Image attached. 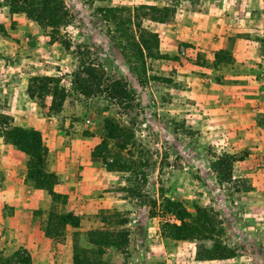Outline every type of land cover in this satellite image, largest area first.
<instances>
[{
  "label": "rangeland",
  "instance_id": "1",
  "mask_svg": "<svg viewBox=\"0 0 264 264\" xmlns=\"http://www.w3.org/2000/svg\"><path fill=\"white\" fill-rule=\"evenodd\" d=\"M64 2L69 24L51 42L49 29L23 13H10L9 0H0V113L27 108V120L41 126L45 140L52 138L63 156L68 148L71 162L92 161L94 176L103 183L88 187L91 192H74L73 204L67 198L58 200L47 212L46 224L71 209L80 229L66 226L57 237L63 240L65 234L78 231V243L84 248L91 247L85 236L90 229H128L125 251L106 248L99 264H264V128L259 125L264 112L245 118L244 123L253 119L256 125L231 128L227 118L220 123L204 116L202 102L210 79L264 75V67L257 66L263 58L255 49L264 46V0ZM141 5L167 7L169 15L163 23L152 20L147 10L138 17L134 9ZM110 7H123L125 12L109 20ZM138 22L158 33L160 58H143L128 45L130 36L139 34ZM67 40L69 50L64 47ZM216 45L222 47L215 49ZM84 47L89 58L78 52ZM219 50L228 53L215 65ZM80 59L103 67L107 76L123 79L127 99L119 102L106 93L86 97L77 91L72 81ZM43 75L60 77L67 90L60 110H49L50 96L41 104L27 94L29 78ZM233 92L229 89L230 95ZM23 93L30 99L24 105ZM107 119L121 128L116 140L105 134ZM229 124L236 123L229 118ZM103 139L106 148L95 151ZM120 140L126 142L124 149L116 144ZM82 147L86 150L80 152ZM93 150L100 156H93ZM224 152L237 158L229 181L218 178L210 167ZM116 158L127 169H112L106 178L103 170ZM165 197L180 200L192 214L195 205L217 211L224 227L222 240L235 249V256L198 260L197 246L209 242L163 238L161 223L173 220L162 212ZM153 210L157 216L150 218ZM21 247L1 250L0 258L13 259ZM48 248L40 264H73L72 250L69 256L65 246L51 243ZM87 254L92 260L98 257L92 250Z\"/></svg>",
  "mask_w": 264,
  "mask_h": 264
},
{
  "label": "trees",
  "instance_id": "2",
  "mask_svg": "<svg viewBox=\"0 0 264 264\" xmlns=\"http://www.w3.org/2000/svg\"><path fill=\"white\" fill-rule=\"evenodd\" d=\"M152 20L163 23L169 15V8L157 7L153 5H141L134 9L139 17L147 14ZM9 11L12 14L23 13L27 19L36 22L44 29H49L51 42H55L58 38L61 28L69 24L70 13L67 10L64 0H9ZM124 11L123 7H110L106 9V17L109 20L117 19L120 12ZM120 21V20H119ZM131 23V19L128 20ZM135 26L139 28L138 36H130L128 45L135 48L139 55L143 58H160L159 53V35L157 32L141 27L138 22ZM79 45L75 47L78 48ZM65 49H71L70 40L64 42ZM86 51L87 48L84 47ZM78 51L81 55L87 54L88 50ZM222 51V50H221ZM220 50L215 52V65L222 62L228 51ZM75 89L86 97H91L96 94L106 93V95L119 102H124L129 91L123 79L106 75L103 67L94 62L79 60V66L74 74L72 81ZM27 94L31 99H38L41 104L45 103L46 97L50 96L51 101L49 110H60L63 107L64 101L68 94L64 86L61 85V78L58 76L43 75L31 76L27 85ZM264 117V116H263ZM259 125L264 128V119L259 121ZM105 134L107 138L118 139L121 128L118 124L112 123L110 120L105 121ZM0 136L6 142L14 144L18 149L25 152L29 156L27 176L33 181L35 186L44 188L49 191V194L54 200L65 199L62 194L53 191L52 187L57 182V176L49 173L45 169L47 149L43 144V138L40 131L33 128H25L13 124L12 116L0 113ZM119 149L126 147V142L119 141ZM106 148V140L103 139L100 144L95 146V151ZM93 150V156L96 155ZM113 159L107 167L108 170L125 171L126 164L119 160ZM237 160L235 155L222 153L217 156L210 164L212 170L217 177L229 181L232 177L233 163ZM155 204V202H154ZM162 212L168 213L173 217V220H165L161 223V235L163 238L171 240H205L209 245L200 244L197 246L196 258L198 260H222L235 256V249L223 242L222 234L224 227L219 214L213 208L201 207L195 205V213L192 214L183 205L180 200H172L165 197L162 200ZM157 216V212L151 211L150 217ZM105 219V218H104ZM125 222V220H123ZM77 227L79 218L71 212L60 213L56 216L55 222H48L45 231L47 237L60 236L66 225ZM78 231L73 233L72 244V261L73 264H99V255L106 248L114 251L123 252L129 244V230L126 228L118 230H105L103 228L90 229L85 233L87 243L90 248L81 247L78 243ZM91 250L97 253L98 257L92 260L87 253ZM31 264L32 259L30 254L23 249L17 250L14 253L13 259L0 258V264ZM5 261V262H4Z\"/></svg>",
  "mask_w": 264,
  "mask_h": 264
},
{
  "label": "crops",
  "instance_id": "3",
  "mask_svg": "<svg viewBox=\"0 0 264 264\" xmlns=\"http://www.w3.org/2000/svg\"><path fill=\"white\" fill-rule=\"evenodd\" d=\"M224 38L221 37L220 41H223ZM219 47L222 45H216L215 49ZM255 49H257V54H261L263 58L262 64H257L262 68L264 67V46L255 47ZM263 76L261 75L259 78H254L252 75L246 78L228 76L220 82L210 79L205 84L203 91V115L213 116L219 119L220 123L224 122L223 118H227V125L231 128L256 125L253 119L249 120V124L244 121L247 117L253 118L258 114V111L264 112ZM231 88L234 91L232 95L229 94ZM28 100H30L29 97L23 93L22 105H24V101L28 103ZM6 113L12 116L14 125L33 128L41 132L43 144L47 149L45 169L47 172L55 174L58 179L52 189L65 196L64 200L67 198L68 204L75 203L77 194L74 192H91L88 191V187H97L102 183L101 179L94 176L96 168L91 166L92 161L81 159L71 162L67 152L68 148L63 151V156L60 154L61 150H57L56 143L51 141L52 138L49 137V140H45L41 126L27 120L30 115H28L27 108H10ZM229 118L233 119L236 124L230 125ZM35 121L39 122L40 120ZM52 135L54 140L55 134ZM84 149L86 150V147ZM84 149L82 147L80 152L85 151ZM28 160L29 156L25 152L14 144L6 142L0 136V251L20 245L28 249L32 263H39L44 261V255L49 250L47 245L50 246L52 243L57 246H65V252L70 256L73 236L65 234L63 240L57 236H46L45 217L58 201L51 197L47 189L35 186L33 181L28 178ZM98 170H102V168ZM103 171L107 178L110 170L105 168ZM78 173L81 175L80 177L77 176ZM87 174L88 177H86ZM76 202L79 203V200ZM69 211L72 212L71 209ZM72 227L80 229L79 226Z\"/></svg>",
  "mask_w": 264,
  "mask_h": 264
}]
</instances>
